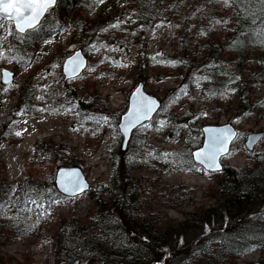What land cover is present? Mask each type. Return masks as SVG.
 <instances>
[{
  "label": "rangeland",
  "instance_id": "374dc122",
  "mask_svg": "<svg viewBox=\"0 0 264 264\" xmlns=\"http://www.w3.org/2000/svg\"><path fill=\"white\" fill-rule=\"evenodd\" d=\"M158 3L160 10L153 14L139 10L136 0H81L40 39L36 33L41 24L22 35L12 22L0 19V124L11 135L0 142V158L8 181L16 187L28 179L49 191L58 167L76 164L92 185L91 193L50 199L46 207L33 203L36 216L28 222L14 214L16 227L7 225L12 209L0 207V264H57L62 225L90 219L98 208L95 198L110 199L118 190L113 182L114 158L122 150L118 122L138 80L162 100L160 110L134 130L124 150L138 181L133 210L139 218L174 228L216 203L209 187L218 172L172 160L173 153L183 150L187 155L197 147L195 128L225 122L236 126L239 136L224 157L225 165L250 168L254 156L264 151V137L253 150L245 146L250 132L264 130V74L252 78L264 66L255 52L239 60L226 43L233 32V8L225 0ZM58 17L49 9L44 19ZM77 47L87 54L88 66L65 79L64 58ZM3 67L14 71L12 82H2ZM242 94L251 104H240ZM42 139L62 150L57 155L38 153L36 142ZM263 208L264 201L251 206L240 224L262 217ZM210 227L216 226L204 223L187 237L176 234L162 247L164 255L145 264L168 261L187 241L192 246L196 236H206ZM136 233L139 229L132 236ZM113 237L111 243H119ZM133 242L130 248L139 245V238ZM263 252L256 244L235 261L250 264ZM72 264L94 261L83 257Z\"/></svg>",
  "mask_w": 264,
  "mask_h": 264
},
{
  "label": "trees",
  "instance_id": "16d2710c",
  "mask_svg": "<svg viewBox=\"0 0 264 264\" xmlns=\"http://www.w3.org/2000/svg\"><path fill=\"white\" fill-rule=\"evenodd\" d=\"M80 2L81 0H59L53 8L59 17L55 21L44 19L39 26V32L36 33L37 38L40 39L43 34L59 24ZM158 2L159 0H136L139 10H152L153 14H158L160 10ZM228 4L233 8L234 26L226 43L235 49L239 60L255 52L264 66V0H230ZM160 16L161 13L157 18ZM219 46L224 47L225 44L219 43ZM263 74L264 68L259 66V69L253 72L252 78H260ZM210 75L216 77L215 73ZM248 80L243 83L246 84ZM1 91L0 87V97ZM24 96L22 92L21 97ZM248 101V96L242 94L240 104H251ZM194 133L198 135V141H195L193 147L202 141L201 128H195ZM10 136L8 129L0 124V142ZM61 147L45 139L36 142V151L45 156L50 153L57 155L62 150ZM126 154L122 149L114 158L113 182L118 190L111 198L106 200L100 196L96 197L98 208L90 219L81 222L75 218L62 225L64 229L58 232L57 264H72L83 257L94 261V264H145L164 255L162 247L175 238L176 234L187 237L193 230L200 231L204 223L216 227H210L204 237L196 236L192 246L187 241L181 249L179 248L177 254L161 264H238L235 258L247 252L253 245L264 247V221H260L264 218V208L262 217L240 224L246 210L264 201V151L254 156L255 164L250 168L239 169L225 165L218 172L220 175L215 183L209 187V194L216 199V203L193 214L196 216L180 222L174 228L168 225L161 227L153 221L139 218L138 212L133 210L134 205L138 203L135 196L138 181L129 168ZM183 154V150L173 153L172 160L180 163V166L189 163L191 168L199 167L192 160L190 152ZM130 185L131 191L128 190ZM91 190L92 188L87 192L91 193ZM66 197L55 188L53 180L49 184V191H45L37 182H29L28 179L22 181L19 186H13L7 179L6 166L0 158V207L12 209L7 217V225L10 227L17 226L14 214H19L21 219L25 217L28 222L36 216L30 201L44 203L46 207L50 199ZM116 213L122 215L119 220ZM231 224H234L233 229ZM136 229H139L140 233L132 236ZM112 236H115L113 239L117 238L119 243L112 244ZM136 238H139V245L130 248L129 245L134 243ZM183 251H186V255L175 259V256ZM250 264H264V252L258 261Z\"/></svg>",
  "mask_w": 264,
  "mask_h": 264
},
{
  "label": "water",
  "instance_id": "95a60500",
  "mask_svg": "<svg viewBox=\"0 0 264 264\" xmlns=\"http://www.w3.org/2000/svg\"><path fill=\"white\" fill-rule=\"evenodd\" d=\"M58 0H56L57 3ZM54 4V6L56 5ZM53 7V6H52ZM50 9V8H49ZM47 13V12H46ZM45 13V14H46ZM45 14L41 17L40 22L44 18ZM39 22V23H40ZM13 23V22H12ZM38 23V24H39ZM13 26L15 28V25L13 23ZM77 55L79 56V60L77 63L79 64V67L75 69V71L72 70V67L68 65L69 60H76ZM88 65V58L84 51L81 48H76L72 53L67 55L63 61V73H64V78H71L78 76L82 73V71L87 67ZM7 74V75H5ZM14 78V72L7 67H3L1 69V79L4 83L11 82ZM147 98L148 100L154 101L155 106L154 110L150 113L149 118L147 119H142L139 123H137L134 127L130 128L127 132H125L124 128L127 123L126 117L129 116L130 113L133 112L134 106L141 100V98ZM162 105V101L160 98H158L156 95L148 92L145 89V83L144 81L140 80L136 83L134 88L132 89L130 95H129V101H128V107L125 112H123L120 116V120L118 122V127L120 132L122 133L123 139H122V148L126 149L128 146V143L131 139L133 130L139 126L140 124L144 123L147 120H150L155 113L160 109ZM202 133H203V139L202 143L192 149L191 154H192V159L195 163L199 164L201 167L204 169H207L209 171H219L224 168V162H223V157L226 156L230 150L233 142L237 139L238 137V129L232 122H225L221 124H204L202 127ZM208 129H217L220 130V134L223 135L227 142L225 144V149L226 151L222 152L218 157H217V167L216 168H209L207 165H202L196 158H195V153L202 151L207 148L208 143H209V136L211 133L208 132ZM264 137V130L262 131H253L250 132L247 135L245 145L248 150L254 149V147L258 144V142ZM66 175H74L78 176L79 178V183L83 186V190L81 192H78L77 194L73 195L69 192L63 191L62 185H61V180L66 176ZM54 183L56 188L63 193L64 195L67 196H77L80 195L84 192H86L90 186L91 183L88 180V177L86 176L84 170L80 165H62L58 167L55 177H54Z\"/></svg>",
  "mask_w": 264,
  "mask_h": 264
},
{
  "label": "snow or ice",
  "instance_id": "6c2138e0",
  "mask_svg": "<svg viewBox=\"0 0 264 264\" xmlns=\"http://www.w3.org/2000/svg\"><path fill=\"white\" fill-rule=\"evenodd\" d=\"M103 2V0H101ZM230 0H226L229 3ZM56 3V0H0V19H6L13 22L15 30L20 33H24L27 30H36V26L41 20V17ZM115 26V25H113ZM3 26L0 25V28ZM11 34V32H9ZM76 60H69L68 65L75 71L79 67ZM7 75V74H5ZM155 102L148 100L147 98H141V100L134 106L133 112L126 117L125 132L134 127L142 119L149 118L150 113L154 110ZM163 121L161 124L163 125ZM211 133L209 136V143L206 149L196 152L195 158L202 164L207 165L209 168L217 167V157L224 151L226 138L220 134V130L208 129ZM19 135V133H17ZM63 191L69 192L73 195L81 192L83 186L79 183L78 176L66 175L61 180ZM36 203V201H30ZM39 206V205H38Z\"/></svg>",
  "mask_w": 264,
  "mask_h": 264
}]
</instances>
